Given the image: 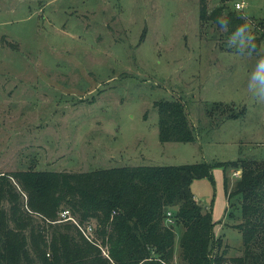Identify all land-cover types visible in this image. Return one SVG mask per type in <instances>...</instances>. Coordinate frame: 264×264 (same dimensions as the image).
<instances>
[{
  "label": "rangeland",
  "instance_id": "1",
  "mask_svg": "<svg viewBox=\"0 0 264 264\" xmlns=\"http://www.w3.org/2000/svg\"><path fill=\"white\" fill-rule=\"evenodd\" d=\"M198 4L0 0V172L264 157V84L256 76L264 34L251 53L247 40L200 19ZM205 4L264 21V0ZM161 99L183 102L195 140L159 141ZM222 107L242 111L222 120ZM224 173L232 189L237 171L220 165L190 189L214 221L213 251L228 259L242 253V237ZM173 228L172 264H180V226Z\"/></svg>",
  "mask_w": 264,
  "mask_h": 264
},
{
  "label": "trees",
  "instance_id": "2",
  "mask_svg": "<svg viewBox=\"0 0 264 264\" xmlns=\"http://www.w3.org/2000/svg\"><path fill=\"white\" fill-rule=\"evenodd\" d=\"M205 1L199 0L200 19L236 33L249 52H258L263 20L252 23L222 6L207 12ZM154 105L160 142L195 139L183 102L161 99ZM221 111L223 120L242 110ZM217 165L238 175L229 189L224 173L226 195L236 196L240 207L235 227L242 237V253L228 259L213 251L219 245L214 221L190 189L195 178L212 179ZM173 225L180 226V264H264V157L0 172V264H172Z\"/></svg>",
  "mask_w": 264,
  "mask_h": 264
},
{
  "label": "built area",
  "instance_id": "3",
  "mask_svg": "<svg viewBox=\"0 0 264 264\" xmlns=\"http://www.w3.org/2000/svg\"><path fill=\"white\" fill-rule=\"evenodd\" d=\"M241 7H242V3L235 2V8L236 9H239ZM167 214H168V216H170V211H168ZM66 215H67V211L66 210L61 211L60 216L64 217ZM167 221H170L169 217H168Z\"/></svg>",
  "mask_w": 264,
  "mask_h": 264
},
{
  "label": "clouds",
  "instance_id": "4",
  "mask_svg": "<svg viewBox=\"0 0 264 264\" xmlns=\"http://www.w3.org/2000/svg\"><path fill=\"white\" fill-rule=\"evenodd\" d=\"M264 67V66H262ZM256 76L259 81H261L262 84H264V70L257 71Z\"/></svg>",
  "mask_w": 264,
  "mask_h": 264
},
{
  "label": "crops",
  "instance_id": "5",
  "mask_svg": "<svg viewBox=\"0 0 264 264\" xmlns=\"http://www.w3.org/2000/svg\"><path fill=\"white\" fill-rule=\"evenodd\" d=\"M195 140V139H194ZM169 142V141H168ZM164 143H167V142H164ZM179 237V236H178Z\"/></svg>",
  "mask_w": 264,
  "mask_h": 264
}]
</instances>
